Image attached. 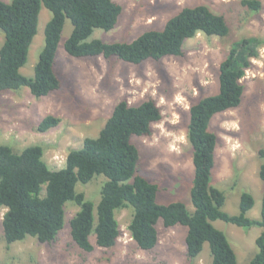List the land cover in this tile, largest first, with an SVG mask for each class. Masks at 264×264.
Listing matches in <instances>:
<instances>
[{
	"label": "rangeland",
	"instance_id": "rangeland-1",
	"mask_svg": "<svg viewBox=\"0 0 264 264\" xmlns=\"http://www.w3.org/2000/svg\"><path fill=\"white\" fill-rule=\"evenodd\" d=\"M11 3L12 0H0ZM122 7L116 27L111 31L96 29L89 40L104 43H131L150 30L161 31L167 22L185 7L207 6L222 15L228 26L227 37L198 34L184 43L181 57L147 60L139 65L104 57L74 58L65 50V42L73 31L70 20L65 21L57 49L54 71L61 88L41 98L29 88L0 91V145L15 153L39 145L43 159L51 170H61L71 150L80 149L86 138H96L113 113L115 106L125 100L137 106L154 100L162 119L152 125L148 136L132 138L139 151L138 174L158 185L157 203L168 205L181 202L189 211L194 177L192 150L187 139L191 106L202 98L219 92V67L236 42L247 38L260 41L258 57L241 80L243 99L239 107L219 113L210 123L217 136L212 186L225 194L223 210L239 214L242 193L253 196L255 204L248 213L251 219L261 216L263 182L259 170L264 165V0L260 11L244 6L243 0H113ZM52 18L42 6L37 34L31 44L28 60L20 70L34 77V68L45 43V27ZM4 37L0 31V48ZM47 116L60 123L47 132L38 125ZM106 178L96 176L87 184L78 183L76 191L94 204L95 219L101 189ZM79 211L72 202L65 205L64 228L57 238L41 244L36 238L7 244L3 232L5 208H0V264H211L209 245L191 261L187 256L184 226L166 228L157 223L158 244L150 251L138 248L128 226L132 208L116 213L121 235L110 249L96 245L94 234L91 252L80 249L72 240L70 221ZM96 222V220H95ZM213 225L222 231L234 249L238 264H249L257 252L255 241L262 229H244L217 220Z\"/></svg>",
	"mask_w": 264,
	"mask_h": 264
},
{
	"label": "trees",
	"instance_id": "trees-1",
	"mask_svg": "<svg viewBox=\"0 0 264 264\" xmlns=\"http://www.w3.org/2000/svg\"><path fill=\"white\" fill-rule=\"evenodd\" d=\"M244 6L260 11L257 0H243ZM42 6L52 18L45 27V43L34 68V77L28 78L21 69L37 34ZM122 7L113 0H12L0 1V31L4 41L0 48V91L29 88L37 98L45 97L61 88L54 71L57 49L65 26L71 21L73 31L65 42L66 52L74 58L104 57L134 65L147 60L159 61L165 57H181L184 43L198 34L208 37H227L229 26L222 15L207 6L185 7L172 17L161 31L150 30L131 43H104L89 38L96 29L113 30ZM260 41L242 39L232 45L219 67V92L202 98L189 110L187 139L192 150L194 177L191 188V212L181 202L157 203L158 185L138 174L139 151L132 143L134 136H148L152 125L162 119L154 100L137 106L119 102L96 138H86L80 149L71 150L61 170H51L43 159L44 150L35 145L22 153H15L0 145V208H5L3 232L7 244L36 238L39 243L53 242L64 228L65 205L72 202L79 211L70 221L72 240L82 250L91 252L94 234L100 248H113L121 235L116 213L132 208L128 226L131 238L139 249L150 251L158 244L157 223L166 228L177 225L188 229L187 256L197 259L205 244L209 245L211 264H238L237 256L227 236L213 225L221 220L244 229H262L256 238L257 252L249 264H264V187L259 219L248 213L255 201L251 194L242 193L239 214L223 210L225 194L212 186L215 167L217 136L210 131L213 117L240 106L244 85L241 80L251 67V59L258 57ZM60 120L47 116L38 125V131L47 132ZM106 181L101 189L95 219L94 204L78 193V183L87 184L96 176ZM264 186V165L259 170ZM96 220V222H95Z\"/></svg>",
	"mask_w": 264,
	"mask_h": 264
}]
</instances>
